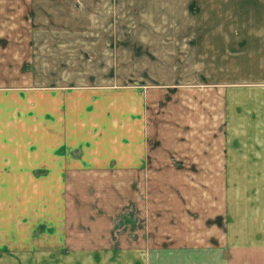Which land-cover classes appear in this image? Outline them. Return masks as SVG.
<instances>
[{"label":"rangeland","instance_id":"374dc122","mask_svg":"<svg viewBox=\"0 0 264 264\" xmlns=\"http://www.w3.org/2000/svg\"><path fill=\"white\" fill-rule=\"evenodd\" d=\"M41 1L0 5L4 77L35 73L75 88L113 80L177 84L182 93L174 98L184 101L174 108L170 128L164 116L158 120L149 176L131 172L126 180H96L112 176H92L82 166L76 180L48 186L29 181L26 191L44 187L47 196L56 189L52 198L62 201V222L57 219L39 240L60 259L46 264H253L247 244L264 237L262 71L239 55L234 69L215 62L213 37L201 38L197 7L151 0ZM207 26L203 33L209 35ZM229 80L237 84L218 83ZM182 148L187 156L177 153ZM63 219L67 227L61 230Z\"/></svg>","mask_w":264,"mask_h":264},{"label":"crops","instance_id":"0c3cea01","mask_svg":"<svg viewBox=\"0 0 264 264\" xmlns=\"http://www.w3.org/2000/svg\"><path fill=\"white\" fill-rule=\"evenodd\" d=\"M151 1L201 9V38L213 37L215 62L221 66L223 61L228 62L234 69V56L239 55L252 63V70L262 71L260 83L264 84V0ZM41 4V0H0V5ZM206 25L212 32L209 35L203 33ZM4 70L0 66V184L10 185L9 189H0V264L52 263L60 259L53 256V250L41 247L39 240L43 241L57 219L62 222V201L52 198L56 189L44 196V187L40 191H26L24 187L31 180L46 186L76 180L82 166L92 176H112L96 180H126L123 176L131 172L149 176L151 173L145 169L157 158L151 144L153 136L160 132L158 120L164 116L165 127H171L174 108L184 107V101L174 96L182 92L177 84L124 85L115 80L75 88L35 73L19 80L4 77ZM218 83L237 84L231 80ZM172 128L169 133H174ZM185 148L177 152L182 157L188 155ZM222 155L229 159L226 144ZM224 167H228L226 161ZM64 225L65 219L59 229H66ZM247 245L251 247L246 257L252 255L253 264H264V237L254 246Z\"/></svg>","mask_w":264,"mask_h":264}]
</instances>
